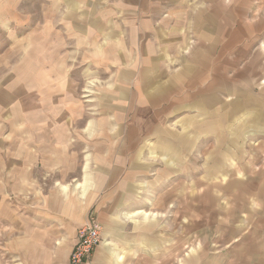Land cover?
Here are the masks:
<instances>
[{"label": "crops", "instance_id": "0c3cea01", "mask_svg": "<svg viewBox=\"0 0 264 264\" xmlns=\"http://www.w3.org/2000/svg\"><path fill=\"white\" fill-rule=\"evenodd\" d=\"M49 3L50 29L45 34L48 37H44L51 42L103 40L114 53V62L109 66L119 64V68L110 69L114 75L108 80L95 82V87L107 92L98 99L99 111L91 114L82 112L80 100L73 95L68 69L63 66L60 73L52 75V70L48 79L36 82L33 90L19 82L11 88L9 81L0 79V248L14 258L13 264H69L77 230L93 213L102 239L87 264H165V230L157 228L164 227L165 221L159 218L169 212V202L177 197L169 188L170 175L165 169L168 173L174 162L182 166L185 161H193L196 153H201L207 133H216L221 123L231 120L230 113L219 116L212 112L197 124L195 115L187 116V112L213 105L219 87L233 89L231 74L235 70H226L225 75L219 76L225 68L219 58L228 52L222 42H226L225 46L228 42L233 50L240 27H250L252 23L262 28L264 0ZM10 8L9 0H0L3 26L8 23ZM92 25L97 32H78ZM127 25L136 27L125 33L123 26ZM108 27L112 32L107 31ZM190 30L193 41L210 45L206 51L201 50L202 46L194 47L187 59L183 53ZM35 39H43L42 32L36 33ZM125 40L128 43L123 45ZM56 52L53 49L51 55ZM209 54L215 61L203 64ZM123 55L130 58L128 80L121 78ZM142 56L150 64L149 72L140 73L138 80L137 73L133 76L132 72L143 65L138 60ZM223 78L225 81H220ZM19 86L22 90H18ZM138 89L145 90L142 98L135 91L132 93ZM139 98L154 112L132 114L130 109L123 110L124 102L135 104ZM244 99L241 110L255 104L254 99ZM258 109L255 117L260 122L264 99ZM226 115L229 119L225 120ZM160 120H165V130L158 123ZM171 120H177L179 126L195 124L197 129L177 132L166 124ZM245 121L242 120V128L248 126ZM232 127L226 131L230 136L234 134L230 132ZM222 135L215 134V146L206 150L215 156L220 150L210 163L229 169L233 146L228 135ZM146 137L153 141L143 146ZM224 138L226 146L221 144ZM257 147L264 148V143ZM154 150H162L165 155L160 157L162 164L155 156L144 155L145 151ZM193 181L197 187L201 184L199 178ZM187 262L192 263L193 259Z\"/></svg>", "mask_w": 264, "mask_h": 264}, {"label": "rangeland", "instance_id": "374dc122", "mask_svg": "<svg viewBox=\"0 0 264 264\" xmlns=\"http://www.w3.org/2000/svg\"><path fill=\"white\" fill-rule=\"evenodd\" d=\"M9 2L11 8L8 23L4 26L0 24V79L9 81L11 88L12 84L19 82L33 90L36 82L48 79L52 70V75L60 73L63 66L64 69H68V76L74 84L73 95L80 100L82 112L89 114L98 112L100 106L98 99L107 90L95 87V82L108 80L114 75L109 72L110 69L119 68V64L109 66L114 62V53L110 52L111 49L105 47L106 43L103 40L51 42L47 38L48 35H45L50 29V19L47 18L51 10L49 0H9ZM44 19L49 20L46 24H41L40 22L44 23ZM109 27L107 31L112 32ZM135 27L136 25L123 26L126 32L123 31L128 33ZM95 28L94 25L85 26L78 32L85 31L91 34L97 32ZM240 28V35L233 41L234 49L229 48L228 42L227 46H225L226 42H222L223 49H227L228 52L223 53L224 55L219 58L221 62L223 60L225 67L219 72V76L225 75L226 70L231 73L235 70L231 74L235 86L230 90L219 87V94L218 97L215 96L217 100L213 105L202 107V111L187 112V116L195 115L197 124L204 122L206 117H209L208 113L212 112L219 116L230 113L231 120L221 123L216 133H207L205 138L208 137L209 140L203 139L202 143L205 145L201 143V153H196L193 161H185L182 166L174 162L168 173L165 169V173L170 175L169 188L173 195L177 196L169 202L167 206L169 212L159 218V221H165L164 227L157 228V231L165 230V264H264V148L257 147L264 143L262 142L264 112L260 122H257L255 117L259 111L258 104L264 99V25L260 28L259 25L257 27L251 23L250 27ZM99 31L103 30L99 27ZM40 32L43 39L36 40V33ZM192 33L193 31L190 30L187 35L189 40L183 53L184 58L187 59L193 54L194 47L200 49L202 46L201 50L206 51L210 45L207 42L193 41ZM243 37L246 38L242 40ZM125 43L127 44L128 41H123V45H126ZM83 44L84 47L81 49ZM53 49L57 52L51 55ZM210 53L214 54L212 50ZM206 57L203 64L210 65L215 61L210 54ZM138 60L144 63L139 64L132 75L135 76L137 73L140 80V75L149 72L147 68L150 64L146 62L144 56L138 57ZM129 70H131L130 58L123 55L122 80L129 79L128 76H131ZM199 75L197 73V76ZM210 78L212 80V77ZM222 80L225 81L224 78L220 81ZM21 87H17L18 90H22ZM134 91L140 98L145 94L143 89L132 90V93ZM243 92L245 98L255 100V104L247 106L245 110L240 108L244 106L245 99L241 96ZM140 98L135 104L129 105V101L124 102L123 110L128 112L130 109L129 112L132 114L154 112L151 106L150 109L146 108ZM159 110H162V106ZM224 119H229L228 115ZM243 119H246L245 123L248 124L244 128L241 126ZM147 123L150 127L151 121ZM158 123L163 127L162 130H165V120H160ZM139 124L141 125V121ZM166 124H170V129H177L180 133L182 130L190 132L197 129V125L190 123L187 126H179L177 120H171ZM231 125L234 131L230 130V132L234 133L233 136H230L229 131L226 133ZM215 134H223L222 136L225 137L228 135L227 139L232 143L234 156L233 160L228 162L229 169L210 163L211 157L214 159L220 155V150L216 156L206 150L215 146L217 142L213 139ZM151 139L144 138L142 145L152 144ZM225 143L224 138L221 144ZM158 152L163 153L162 150ZM161 153H157V150L145 151L144 155H153L155 156L153 158L162 164L160 157L164 154ZM173 159L177 160L175 155ZM217 164L220 165V162ZM197 178L201 181L198 187L193 183L195 182L193 179L197 180ZM186 181H190V184H185ZM166 184L165 192L168 190ZM11 201L14 202L13 198ZM182 204L190 205V208L187 206L184 208ZM177 211L180 212L176 214ZM190 259H193L192 263L187 262ZM13 263H15L14 258L0 248V264Z\"/></svg>", "mask_w": 264, "mask_h": 264}, {"label": "built area", "instance_id": "2783aa9c", "mask_svg": "<svg viewBox=\"0 0 264 264\" xmlns=\"http://www.w3.org/2000/svg\"><path fill=\"white\" fill-rule=\"evenodd\" d=\"M101 239V227L94 214L90 213L85 224L77 230V241L70 254L69 264H87Z\"/></svg>", "mask_w": 264, "mask_h": 264}]
</instances>
